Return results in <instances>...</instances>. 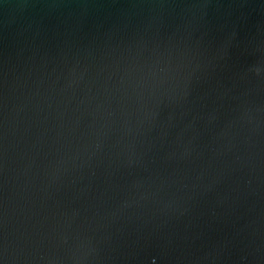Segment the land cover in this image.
I'll return each mask as SVG.
<instances>
[{"label": "water", "instance_id": "95a60500", "mask_svg": "<svg viewBox=\"0 0 264 264\" xmlns=\"http://www.w3.org/2000/svg\"><path fill=\"white\" fill-rule=\"evenodd\" d=\"M0 264H264V0H0Z\"/></svg>", "mask_w": 264, "mask_h": 264}]
</instances>
